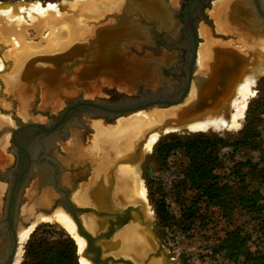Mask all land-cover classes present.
Segmentation results:
<instances>
[{
	"label": "water",
	"instance_id": "95a60500",
	"mask_svg": "<svg viewBox=\"0 0 264 264\" xmlns=\"http://www.w3.org/2000/svg\"><path fill=\"white\" fill-rule=\"evenodd\" d=\"M196 1L206 2L207 0H192L190 4ZM8 2L0 1V4ZM41 2L46 3V1ZM143 2L142 0H116L111 8H115L116 12H123L128 11L127 8L131 10L143 7L144 10L152 12V8L150 10L144 7ZM241 3L249 6L246 14L249 21L247 23L237 19L232 21L233 23H229L233 27L231 34L235 37L232 41L241 39L249 45V48L244 51L239 50L230 41L225 44L213 45L206 65L203 70L198 72L196 71L198 40L192 37L183 43L186 51L183 62L185 76L180 79V84L167 87L165 92L159 94L155 91L167 81L163 70L170 68L176 62L175 53H167L163 50L161 55L154 57L149 51H146L142 56H139L134 53L133 48L137 52H142L143 47L149 44L147 40L144 38L130 41L120 39L116 44L117 50L124 48L126 52L121 55L111 51L103 52V56L119 57L117 64L123 65L120 70L126 77L122 80L109 79L114 87L122 88L121 91L131 96L113 102L100 99L95 101L76 100L75 104L68 106L62 112L60 119L53 123L51 128L31 121H28L27 124L18 123V128L12 127L6 122H0V145L4 144L8 134H11L13 152L16 157L13 167L8 169L5 175L0 174V179L8 180L3 213L0 216V264H13L14 262L19 246L17 236L19 221L30 223L38 212L50 214L58 207H62L72 217L76 223L78 235L85 240L81 250L77 247L79 258H85L90 264H136L128 258L121 257L119 253L117 254L119 237L113 234L112 229L108 233L99 234L97 229L90 231L84 227L81 216L86 214L91 217L92 223H98L97 218L100 217V214H96L94 217L91 206L98 207L99 205L83 196L81 199L86 207H78L70 197L78 190V184L63 186L57 183H37L36 181L37 184H34L36 192L32 191L33 186L28 192L34 194L28 204L32 208L31 214L27 218L20 219L19 206L22 192L30 178L37 176V170L48 165L47 162H40L38 153L42 151L43 147L47 149L53 144L54 139L58 137L56 130L63 127L75 115L84 114L85 117L107 116L110 118L152 108L165 110L164 120L160 121V124H156L145 135L134 152L124 161V163L134 164L146 154L151 153L152 148L150 150L144 148V143L150 132L157 131L159 137L172 132H193L188 127L196 121L223 112L227 113L239 82L261 58H264L263 51L257 47L260 38H264V0H229L224 5L223 17L226 14H235L236 6ZM150 5H153L152 2ZM116 22L114 18L103 21L100 25L86 30V33L72 38L73 40H70L66 47L60 45L54 49L32 53L14 70H12L14 68L12 61L3 57L4 46L0 43V94L2 95V91L6 87L8 88L6 98L13 97L12 86L23 84L24 87H29L33 82L45 85L50 92L51 85L47 80L50 79L52 72L63 73L67 69L68 75L73 66H91L94 63L93 58L98 56L96 54L97 48L100 49V42L116 27ZM9 83H12L11 87L8 85ZM165 129L171 130L165 132ZM118 164L115 163L106 175L110 182L115 180L114 174ZM96 180L97 177L92 183H96ZM129 209L132 210V213L125 215L122 222L139 224L144 227L145 231L150 230V221L144 220L140 208L131 205ZM150 234L156 242V248L148 254V258L143 264H148L152 257L160 258L165 264H178V261L164 249L151 231Z\"/></svg>",
	"mask_w": 264,
	"mask_h": 264
},
{
	"label": "rangeland",
	"instance_id": "374dc122",
	"mask_svg": "<svg viewBox=\"0 0 264 264\" xmlns=\"http://www.w3.org/2000/svg\"><path fill=\"white\" fill-rule=\"evenodd\" d=\"M0 1L1 2L11 1L12 4H15L21 7L22 6L26 7L31 2L33 3L37 2V4L40 7H45L46 5L45 3L41 2L44 0H0ZM82 1L83 2H81V0H77V1L76 0H70V1L69 0L67 1L66 0H48L46 1V3L50 2V3L57 4L59 10L62 12L61 14L56 15V16L54 14L51 15L54 19L52 17L51 18L48 17L49 18L48 21H50L49 23L48 21L46 22L39 21L41 23H37V22L35 23L34 21L30 19V17L26 13H21L23 17L22 19L23 23H25L24 24L25 31L23 30L22 32L25 35L21 34L22 32L20 33L21 35L20 34L19 35L21 36L22 41H24V44H29L30 46L36 45L40 49L43 48L45 50V48H49L48 43L50 42V44L52 43L53 45V46L51 45L52 47H56L57 45L60 44V42H64L69 37V35L67 34V30L65 28V25L66 26L69 25L70 22L72 23V24L70 23L71 27L73 26L72 28H74L73 30L77 28L79 29V31L80 30L85 31V30H88L90 27H92L93 24L106 20L107 16L112 15L113 11L107 10V8H104V7H100L101 11H97V12L95 10L91 11V9L85 10L84 8L83 9L80 8L79 11L75 13L73 12L71 13L69 12V14L67 13V11H72L71 8L77 9L76 6L78 7L79 5H84L83 3L86 4L89 2L92 4L93 2V0L92 2L91 0H82ZM86 1H89V2H86ZM168 1L174 2L173 0H168ZM226 1H229V0H212L209 4H207L206 8L204 9L202 19L197 25V36L199 38V45H198L199 47L202 44L209 43L210 45L214 42L222 41V40L225 42H229L235 38L233 34L226 31L227 29L225 28L224 23L222 22L223 19L221 20V16L219 14H215V13L213 14L215 4L218 2H222V4H224ZM73 2L76 4H74ZM67 4H69L70 6ZM145 4L146 3L144 2L143 4L144 7L150 8V6L145 5ZM72 5L75 8H73ZM159 6L161 7L160 4ZM67 8L68 9L70 8V9L68 10ZM85 8L88 9V7H85ZM142 10H143V7H142ZM87 11H89L88 12L89 14L88 13L86 14ZM146 14L148 15L147 12ZM66 15H68V19H65V18L63 19V16L66 17ZM130 20L126 19V20H123V22L126 23ZM66 22H68V24ZM0 24L4 25L3 23H0ZM220 25H222L221 26L222 29ZM6 26H3L4 29L6 30L10 29V30L8 31L3 30L2 32L5 31L4 34L0 33L1 34L0 43L4 46V50H6L4 51L3 56L6 54L5 58L7 60H10L12 61V63L17 64V60L15 59V57L12 56V53L10 54V51H12L13 48L15 49V45L13 44L11 37H10L13 34V30L15 26L13 27V25L11 24H9V26L7 27ZM10 26H12L13 29ZM122 27H125V26H122ZM202 27L203 29L206 30L205 36L201 35L200 29ZM1 29L3 28H0V31ZM9 31H11L12 33L10 34ZM123 33H120V34L117 33L116 36L112 34L111 36L110 35L107 36L106 34L105 35L106 38H104V40L100 42L99 44L100 49L97 48L96 55L98 56L94 57V62H95L94 65L90 66L88 70H85V69L80 70V75H78L76 78H72L70 82L86 87V88L90 87L89 89H91L95 86L94 84L89 86V84L87 83L86 76H85L86 73L87 75H89L91 71L93 72V74L98 72L101 74L100 76L101 78L109 77L108 74L113 75V73L115 74L118 73L116 71H119L121 67H123V65L121 66V64L119 63L117 64V59L119 57L118 56L117 57H105L103 56V54L105 52L109 53V51H111L114 54L116 52L117 54L121 55V53L126 52L124 51L126 50L124 48H121V49L119 48L117 50V45H116L118 44L119 42L118 40L120 39ZM7 36H8L7 39H3V38H6ZM115 37H117L118 39ZM49 39L52 40V42L49 41ZM240 42H243L246 45V42H244L243 40ZM7 50H9V52H7ZM197 60H198V56H197ZM196 65H197V62H196ZM52 73L53 74L50 76V79L47 80L48 83L51 85L50 87L51 91L49 92L48 88L44 85V91H45L44 96H46L47 101H53V102L56 101L57 97L59 96L60 98L59 101H56L57 105L56 104L50 105L53 102H49L46 107L43 103V99L40 93H36L34 97H31V101L28 107V110H29V116H28L27 111L24 110V107L22 108V105H20V103H18L15 98L13 97L6 98V96H8V91L5 87L2 91V95L0 94V118L1 120L15 128L18 127V123L25 124L28 121L42 125V124H47L51 117L58 116L60 112H62L63 109L67 106V104L74 101L75 99L89 100V101H94L96 99H100L104 101H115L120 97L118 96V94L128 96V97L131 96L117 89L111 84L108 85L105 83V84H100L98 87V91H96L94 94L87 95L82 89L79 92L72 93L70 95H66L63 97L60 94L65 89V87H67L66 80H65L66 71L64 70L63 73L60 71H54ZM94 82H96V80ZM34 87L36 88V86ZM254 90H255V95L248 99V104H247L248 111L246 112L247 110L246 108L244 112V116L240 119V126L238 128L230 127V128L221 129V131L209 129L204 133L209 134V135L210 134L218 135L227 140H234L240 137L241 131L243 127L245 126L247 120L257 119V117H259L258 113L260 112L261 109L264 108V74L259 77L257 84L254 87ZM16 93L19 94L18 91H16ZM159 111L162 112L164 110L161 108H152L150 110H141V111L123 114L120 116L110 117V118L104 117V116L85 117L83 116L84 114H82L81 117L82 119H84L83 121L81 122L79 121L76 127L70 126L72 125V123L69 122L67 124L69 127L67 126L68 128L65 130L66 133L64 137H61V138L57 137L54 139L53 141L54 149L52 153V158L55 161L57 160V162L61 161L59 158L64 157L67 153V149L72 146V148L74 147L73 148L74 152L72 154H75L76 152L75 158L77 159L78 163H74L72 166L69 165L68 169L71 168L74 170L78 168L79 166L83 167L85 165L86 166H90V165L99 166V164H102V162L106 161L107 159L110 160L111 165L112 163L114 164L119 163L118 166L122 165L123 167H127L129 163H124L125 159L134 152L138 143L141 140H143L145 135L149 131H151L154 126H156L157 124L156 122L152 123L154 122L155 119L152 117L151 114H154ZM233 111L234 110H232V112ZM144 115H149L150 118L149 119L145 118ZM132 119L133 120L138 119L143 124H145L144 127H142L141 129L142 132L137 133V135H135L134 137V139H136L134 147L130 151L122 153L117 156H114L113 154L109 155L107 152H104L108 148L106 144H108L109 142H107L104 136H102L99 133L103 131L104 132L103 134L105 136L106 135L111 136L112 134L117 133L118 129L126 128L129 125V123H131ZM148 123L150 125H148ZM72 127L74 129H72ZM72 130H74V132L76 133L73 134ZM259 130H260L259 148L257 150L245 149L243 150V152H238V154L236 155L237 159L244 157V156L250 157L254 161L264 159V118H262V120L259 122ZM126 132H129V131H126ZM172 133L188 135L194 132H172ZM172 133H168V134H172ZM168 134L160 136L159 139L167 136ZM102 147H103V150H102ZM153 147H152L151 153L146 154L142 158L141 162H139L140 163L139 166L141 168L140 177L142 179V182L146 190L147 204L145 205L143 203L142 204L135 203L131 205L138 206L141 209V213L144 216V220L150 221L151 233H153L155 237L161 242L164 249L167 252H169L178 261V264H235L233 262H228L227 260L221 258L219 255L212 256L211 254V249L216 243L218 236L221 235V227L224 226L223 221L219 220L218 216L215 215L213 217L215 219L211 220V223H209L207 227H204V228L200 227L199 222L197 221L194 224H191V225L189 224L190 226L185 227L184 229H180L175 226H172V227L166 226L165 224H163V222H161L157 218L154 212V205L150 199V196H151L150 194L152 192L153 194L154 193L160 194L161 192H164V194L166 195L167 203L169 205L168 206L169 210L174 216L175 221L177 223L179 222V206L172 197V186L175 184L176 181H179L180 178H182L183 170L187 163H186V160L180 157L179 155H172L168 159L167 166L161 168L153 155ZM0 151L2 152V155L4 158V161H0V174H3L5 173L7 169L11 168L13 164L15 163V155L13 152L14 150H13V143L11 140V134H8L7 139L4 142V144L0 145ZM228 153H229L228 149H225L224 151H222V155L223 154L227 155ZM223 160L226 163V165L229 166L230 164L229 160L227 158H224ZM116 171H115L114 177L117 183L119 181L118 177L120 173ZM68 176H70V174H68ZM63 180L64 182L69 183V180L66 179V176L63 177ZM33 181L34 180H30V182L26 185V187L24 188L22 192V195H21L22 200L19 206L20 219L24 218V216H22L21 214V208H23L22 211L24 212L26 210V207H23V206L26 204L27 205L29 204L30 199L28 197V194H29L28 191L29 189L32 188L34 184ZM6 188H7V181L0 179V207L3 203V198L6 192ZM263 190H264V186H263ZM76 205L78 207H85L83 202L76 204ZM58 209L64 210L62 207ZM149 211H151V213H149ZM37 214L38 215L33 220V222H35L36 225L34 226L31 233L34 231V229L37 226H40L43 224H51L57 229L63 228L68 234L72 236V234L58 222L40 221L38 217L44 215V212L43 213L38 212ZM234 219L238 223H241L244 221V218L239 216L238 214L235 215ZM33 222L22 223L19 221L20 224L18 226L19 228L18 231L23 230V228L21 227H25L27 225L30 226ZM30 235L27 238H25L22 242H19V246L17 249L16 257H15L16 261L18 259L17 261L18 264H23L26 261L25 247H26V243ZM121 257L127 258L125 256H121Z\"/></svg>",
	"mask_w": 264,
	"mask_h": 264
},
{
	"label": "trees",
	"instance_id": "16d2710c",
	"mask_svg": "<svg viewBox=\"0 0 264 264\" xmlns=\"http://www.w3.org/2000/svg\"><path fill=\"white\" fill-rule=\"evenodd\" d=\"M258 114L257 119L247 120L240 137L234 140L204 132L172 133L153 147L161 168L167 166L172 155H179L187 163L182 178L172 186L179 222L170 212L164 192L150 194L157 218L166 226L184 229L197 221L200 227H207L218 216L224 226L211 254L235 264H264V159L236 158L238 152L259 148V122L264 118V108ZM225 149L229 153L222 155ZM237 214L243 222L235 221ZM25 256L23 264H79L74 239L51 224L34 229Z\"/></svg>",
	"mask_w": 264,
	"mask_h": 264
},
{
	"label": "bare ground",
	"instance_id": "6f19581e",
	"mask_svg": "<svg viewBox=\"0 0 264 264\" xmlns=\"http://www.w3.org/2000/svg\"><path fill=\"white\" fill-rule=\"evenodd\" d=\"M115 1L116 0H93V2H92V0H91L92 4L89 1H86L89 3H86V4L83 3L84 5H79L77 3L79 5L78 7L76 6V8L78 10L71 8L72 11H67V13L68 14H69V12L75 13V12L79 11L80 8H82V9L84 8L85 10L91 9V11L95 10L97 12V11H101L100 7L107 8V10L116 11L115 8L114 9L111 8V5ZM148 1L149 0H144V2L146 4H148V6H150ZM81 2H83V1L81 0ZM142 2H143V0H142ZM155 2H157V0ZM45 4H46L45 7H40L37 4V2L36 3L31 2L26 7H23V6L21 7V6L12 4L11 1H9L8 3L0 4V20H1L0 23L4 24V25L0 24V26L2 25L0 28H3V29H1L0 33L4 34L5 31L4 32H2V31L6 30V29H4L3 26H6V25L9 26V24L13 25V27L15 26L12 36H10L13 44L15 45V49L13 48L12 51H10V54L12 53V56L15 57V59L17 60V64L13 63L14 68L12 70L17 68L23 62V60L28 55H30V53L32 51H34L32 53L43 52V51L50 50L51 48H53V49L55 48V47H52L53 45H52V43L50 44V42L48 43L49 48H45V50L43 48L40 49L36 45L30 46L29 44H24V41H22L21 36H20L21 34H24L22 31L25 28V26H24L25 23H23V20H22L23 17L21 15V13H26L30 17V19L32 21H34L35 23L36 22L41 23L39 21L46 22L49 20V18L52 17L51 15L54 14L56 16V15H59L62 13L59 10L57 4L50 3V2L45 3ZM69 4H67V5H69ZM74 4H76V3H74ZM225 4H226V2L224 4H222V2L216 3L215 7H214L213 14L215 13V14H219L221 16V20L223 19L222 22L224 23V26L227 29L226 31L231 33V31H233V27H232V24H229V23H233L232 21H234L236 14H230L231 16L234 17L233 20H230V21L228 19L230 17V15L225 16V18H223L224 15L222 16L221 14L223 13L222 11H223V7ZM85 7H88V9H86ZM73 8H75V7L73 6ZM140 9L142 11V8H140ZM148 9H150V8H148ZM74 10H76V11H74ZM127 10H129V8ZM136 11H138V10H136ZM88 12L89 11H87L86 14ZM67 13H65V14H67ZM125 15H128V14H125ZM64 18L68 19V15H66V17L63 16V19ZM218 18H217V20H218ZM50 20H52V19H50ZM49 22L50 21H48V23ZM64 22H65V20H64ZM72 22H73V20H72ZM66 23L68 24V22H66ZM70 23L67 26L65 25V28L67 30V34L69 35V37L66 40L64 39L65 41L60 42V44L57 46L61 45V46L66 47L68 45V43L70 42V40H73L72 38L77 37L81 33H86L85 32L86 30L85 31H82V30L79 31V29H77V28L75 30H73L74 28H72L73 26L71 27ZM221 26L222 25H220V27ZM10 27H12V26H10ZM13 27H12V29H13ZM91 28L92 27H90L88 30H90ZM221 29H222V27H221ZM8 30H10V29H8ZM8 30H6V31H8ZM9 32H10V34L12 33L11 31H9ZM200 32H201V35H203V36L206 35V30L203 29V27L200 29ZM0 36H1V34H0ZM22 37H23V35H22ZM7 38H8V36L6 38H3V39H7ZM49 41L52 42V40H50V39H49ZM240 41H242V40L239 39L237 41H234V42L230 41V42L231 43L233 42L234 47H237V48H239V50H242V51L249 48V45H247V44L245 45V43L240 42ZM225 43H228V42H225L222 40V41L214 42L210 45H209V43L200 45V47L197 49L198 60H197V65H196V71L199 72V71L203 70L204 66L206 65V62L208 61V59L210 57L211 47L213 45L225 44ZM257 47H259V49L261 51H263V55H264V38L263 39L260 38L259 45ZM4 51H6V50H4ZM7 52H9V50H7ZM3 54H4V52H3ZM5 56H6V54L3 57L5 58ZM93 62H94V58H93ZM94 63L91 64V66L94 65ZM89 66H82V65L73 66V68L68 72L69 73L68 75H67V69H66L65 70L66 71L65 80H66V86L67 87H65V89L62 91V93L60 95H62L64 97L66 95H70L72 93L79 92L82 89L84 90L85 94L91 95V94H94L96 91H98V87L100 84H105V83L108 85L111 84V81L109 78H111L112 80H119V79L122 80L126 77V75H124L123 72H121V70H119L120 72L116 71V72H118L116 74L115 73H113V75L108 74L109 77H103V78L100 77L101 76L100 73L96 72L93 74V72L90 70L91 72L89 75H87V73L85 74L86 79H87V83L89 84V86L94 84L95 87L91 86L93 88L89 89L90 87L86 88V87H83V86H80V85H77L75 83L70 82L72 78H76L78 75H80V70H83V69L88 70ZM263 74H264V58H261L259 60V62L253 68H251L246 73V75L243 77V79L239 82V84L236 88L235 95L232 98L231 103H230V110L227 113L223 112V113L217 114L215 116L202 118V119L196 121L194 124L189 125L188 129L190 131H193V132H196V131L206 132L209 129L221 131V129L230 128V127L238 128L240 126V119L244 116V112L247 108L248 99L255 95L254 87L256 86L259 77L262 76ZM95 80H96V82H94ZM8 85L11 87L12 83H9ZM34 86H36V88ZM12 87L14 89L13 98H15L16 101L18 103H20V105H22V108L24 107V110L27 111L28 116H29L28 104H30L31 97H34V95L36 93H40V95L43 99V103L46 107H47V104L49 102H53V101H47L46 96H44L45 95L44 85H42L41 83H38V82L32 83V85H30L29 87H24L23 84H18L16 87H14V86H12ZM117 88L119 90L122 89L120 87H117ZM6 89H8V88H6ZM16 91H18V93L20 95L17 94ZM59 99L60 98L58 96L56 101H59ZM56 101H54L50 105H55V104L57 105ZM232 110H234V111L232 112ZM151 115L155 119L154 122H152V123L156 122L157 124L158 123L160 124V121L164 120V118L166 116V111L165 110L162 112L159 111V112H156V113L151 114ZM144 117L148 118V119L150 118L149 115H144ZM138 119H134V120L132 119L131 123H129V125L127 127L125 126L126 128L118 129V132L115 134H112L111 136H109V135L105 136L103 134L104 132L101 131L99 134L104 136L105 140L107 142H109L108 144H106L108 146V148L104 152H107L109 155L113 154L114 156H117V155H120L122 153L130 151L135 145V140H136V139H134L135 135H137V133L142 132L141 129L145 125L140 121L141 118H140V120H138ZM0 122H3L1 120V118H0ZM149 123H148V125H150ZM70 126L76 127V124H74V125L72 124ZM68 127H65V130ZM73 127H72V129H74ZM170 130L171 129H165V132H168ZM72 131H73V134L76 133V132H74V130H72ZM126 131H129L130 133L126 132ZM158 137H159V133L157 131L150 132L147 135V140L144 143V148H146L147 150H150L154 146V144L156 143V140L158 139ZM58 138H61V137H58ZM132 139H134V140H132ZM102 150H103V147H102ZM73 152H74V150L72 149V146H71L67 149L66 155L64 157L59 158L61 160L59 162L62 164V167H63V169H61V170H66V169H68L69 165L72 166L74 163H78L77 159L75 158L76 152H75V154H72ZM77 152H79V151H77ZM72 156H74V157H72ZM0 157H1L0 161H4V158H3L1 151H0ZM141 160L137 161L134 164H129V165H127V167H123L122 165H120V166H118L117 171H116L120 174L118 177L119 181L115 184L116 185L115 196L118 198L126 197V200L130 204H135V203H141V204L143 203L145 205L147 204L146 190H145L144 184L142 182V179L140 177L141 168L139 166V164H140L139 162ZM113 165H114V163H112V165H111L110 160L107 159L106 161H103L102 164H99V166H97V167H99L101 170H106V172H105V177H106L107 173L109 172L110 168ZM101 170H98V174L96 173L94 175V177L92 176V181L96 177H97L96 181H100L101 178H102L101 180H104V178H103L104 174H102V172H99ZM100 173H101L102 177L100 179H98ZM34 184H37V183L34 182ZM34 184H33L32 191H35V189H36V187H34ZM43 193L45 194V192H43ZM72 194L73 195L75 194L74 195L75 202H77V203L83 202V200L81 199L82 197H79L80 195H78L79 194L78 192L77 193L74 192ZM33 196H34V194H32V193L28 194L30 201L32 200ZM84 196H85V194H84ZM83 204H85V203L83 202ZM23 207H26L27 211L25 210L23 212L22 211L23 208H21V214H22V216H24V218H27L31 214L32 208H30V206L27 204L24 205ZM58 208H60V207H58ZM149 213H151V211H149ZM34 217L36 218V215ZM38 218L40 219V221L58 222L59 224H61L64 228H66L72 234V236L74 237L75 241L78 244L77 247H79V250H81L83 248V246L85 244V240L83 237L78 235V233L76 231V223L74 222L72 217L68 215V213L66 211H64L62 209H56V210L54 209V211L52 213L44 214ZM81 220H82L84 227L87 228L88 230H90V231L91 230L93 231L96 229L98 230V227H97L98 223L97 224L95 222L92 223L91 217H89L87 214L81 216ZM31 222H33V220ZM35 225H36V223L33 222L30 226L27 225L28 226L27 228H25V229L23 228V230H21V231L17 230V236H18L19 242H22L25 238H27L30 235V233L33 230ZM115 236L119 237V240H118V244H119L118 248L119 249L116 250L117 254L119 253L121 256H125L127 258H130L136 264H143L144 261L147 260L148 254L150 252H153L156 248L155 247L156 242L153 240V238L150 234V230L148 229L147 231H145L144 227L140 226L139 224L130 223V225L125 226L120 232L116 233ZM80 259H81V261H80ZM17 261H18V259H17ZM17 261L14 260L13 264H18ZM79 264H90V263L85 258L81 257V258H79ZM148 264H165V263H163L160 258L152 257V258H150Z\"/></svg>",
	"mask_w": 264,
	"mask_h": 264
},
{
	"label": "flooded vegetation",
	"instance_id": "af4514ba",
	"mask_svg": "<svg viewBox=\"0 0 264 264\" xmlns=\"http://www.w3.org/2000/svg\"><path fill=\"white\" fill-rule=\"evenodd\" d=\"M155 1L156 0L148 1L149 5L151 2L153 4L150 5L151 6L150 10L152 8L151 10L152 12L150 11L148 12L147 10H144V8L142 11L140 8L131 9V10L129 9L128 11L125 10L123 12L113 11L112 15L107 16L106 20L110 18H114V21H117L116 27H114L113 30H111L107 36L109 35L111 36V34L116 36L117 33L120 34L124 32L120 37L121 40L130 41L132 39L140 40L144 38L149 42L148 45L143 47L142 52H137V50L133 48V51L136 55L142 56L146 51H149L152 56L157 57L162 54L163 50H165L167 53H171V52L175 53L176 62L170 68L163 70V74L167 77V81H165L155 91L160 94L162 92H165L167 87H173L176 84H180L181 81L180 79L185 76L183 70V62L185 60L186 51L183 43L189 41V39H191L192 37H195L198 40V45H199V38L197 36V25L202 19L203 11L206 8L207 4H209L212 0H207L206 2L196 1L193 2L192 4H190L192 0H173L174 2L168 0H157L158 3ZM159 4L161 5V7L159 6ZM236 8H237L235 9L236 17L234 18L229 14L230 15V17L228 18L229 21L233 20L234 18V21L239 19V21L244 20V22L248 23L249 19H247L246 14L248 13L249 6L245 5L244 3H241L240 5H237ZM145 12H148V15H146ZM229 15L226 14V16ZM126 19L127 20L131 19V20L126 22L127 23L126 24L125 22H123V20ZM106 20L103 21L105 22ZM101 22L93 24L92 27L96 25H100ZM118 96L120 97L115 101L122 99V97L123 98L126 97L121 94L120 95L118 94ZM76 100L79 99H75L74 101L67 104V106L63 109V111L68 106L75 104ZM62 112H60L58 116L51 117L47 124H42V125L43 126L45 125L47 128H51L53 126V123L57 122L60 119ZM79 121L80 122L83 121L81 114L75 115L72 119L68 121V123L70 122L73 125L74 124L77 125ZM27 123L28 122H26L25 124ZM68 123H66L63 127L58 128L56 130L58 133V137L59 136L64 137L66 133L65 127H67ZM53 145L54 143L51 144L49 147H47V149H45L46 147H43L42 151L38 153L40 162L41 163L47 162L48 165L43 166V168L37 170V176L30 178V180H34L33 182L35 183L36 181L37 183L51 182L53 184L57 183L63 186H67V185L69 186L70 184H75V183L78 184L79 188L76 191V193L77 192L79 193L78 194L80 195L79 197H83L85 194L84 197L90 198L99 205L98 207L91 206V211H93L94 217H96V214H100L99 215L100 217L97 218L98 219L97 227L99 234L108 233L111 231V229L113 234H116L120 232L125 226L130 225V222L123 223L122 220L125 218V215L132 213V210L130 209L128 210L131 204L126 200V197L118 198L115 196L116 181L114 180L113 182H110L109 180H107V177H105L106 170H101L99 167H96L97 165L95 166L85 165L83 167L79 166L74 170L71 168L68 170H61L63 169L62 164L58 163L52 158V153L54 149ZM98 170H101L99 172H102V174H104L103 176L104 180H101L102 176L100 175L101 174L100 173L98 177V179L101 178L100 181H96V183H92V176L94 177V174L96 173L98 174ZM65 173L70 174V176H68V174L66 175ZM3 174L5 175V173ZM65 176L66 179L69 180V183L64 182L63 177ZM6 181L8 184V180ZM74 195L71 194L70 196L72 201L76 204H79L75 202ZM59 197H62V195H59ZM4 199H5V195L3 198V202ZM2 213H3V203L0 207V216H2ZM21 228H25V227H21Z\"/></svg>",
	"mask_w": 264,
	"mask_h": 264
},
{
	"label": "crops",
	"instance_id": "0c3cea01",
	"mask_svg": "<svg viewBox=\"0 0 264 264\" xmlns=\"http://www.w3.org/2000/svg\"><path fill=\"white\" fill-rule=\"evenodd\" d=\"M73 148H74V147H73ZM73 148H72V149H73ZM76 148H77V147H76ZM0 158H1V157H0ZM1 160H2V159H1Z\"/></svg>",
	"mask_w": 264,
	"mask_h": 264
}]
</instances>
